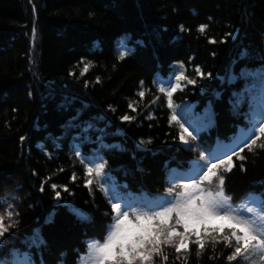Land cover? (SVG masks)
<instances>
[{
  "label": "trees",
  "instance_id": "trees-1",
  "mask_svg": "<svg viewBox=\"0 0 264 264\" xmlns=\"http://www.w3.org/2000/svg\"><path fill=\"white\" fill-rule=\"evenodd\" d=\"M245 50L248 58L240 59ZM262 62L264 0H0V209L13 201L19 221L4 254L13 246L26 250L22 241L39 233L45 243L30 249L35 264L81 263L84 241L102 240L103 226L112 223L109 197L98 186L104 177L93 173L90 191L83 157L105 164V188L121 198H158L167 180L193 174L205 148L220 155L244 139L249 102L234 110L230 100L246 85L258 100L261 85L229 83L228 74ZM181 65L197 84L174 92L169 108L159 91L168 85L159 80ZM196 66L211 76H196ZM176 105L200 129L192 150L179 140V125L170 123L181 111ZM125 114L135 120L122 121ZM89 123L85 139L80 131ZM142 139L152 143L141 145ZM241 154L246 171L233 157L237 166L226 174L237 209L264 193V150ZM164 251L168 264H229L222 244H207L199 257L190 244L180 260L173 248Z\"/></svg>",
  "mask_w": 264,
  "mask_h": 264
},
{
  "label": "snow or ice",
  "instance_id": "snow-or-ice-1",
  "mask_svg": "<svg viewBox=\"0 0 264 264\" xmlns=\"http://www.w3.org/2000/svg\"><path fill=\"white\" fill-rule=\"evenodd\" d=\"M206 28L207 25H201L199 30L204 32ZM35 31L33 27V36ZM212 42L215 43L214 40ZM125 55L126 53L121 52L120 58L123 59ZM247 58L248 53L245 50L240 54V59ZM195 74L201 79L211 76V73H203L199 66L195 67ZM236 79L258 80L261 85L258 100L247 85L241 90L242 94L234 93L236 99L230 100L234 110L245 99L249 102V112L245 114L248 127L244 139L220 155H215L205 148L198 160L194 162L193 174L175 176L172 180H167L168 186L158 198L143 201L121 198L105 188L107 182V175L103 171L105 164H95L94 158L83 157L82 162L83 160L88 161L84 165L85 175L89 177L85 180V185L90 191L93 184L92 174L104 177V182L99 183L98 186L109 197L112 219L111 224L103 226L102 240L92 238L84 241L90 264H155L157 258L162 264H168L169 257L164 251L165 246L173 248L177 254L176 260H180V254L182 252L187 254L190 244L196 246V255L199 257L209 243L213 249L218 244H222L230 250V254L226 257L229 264H264V193L259 194V202L253 199L249 203L241 204L237 209L233 207L234 197L226 192V174L231 173L237 166L233 157L241 162L240 169L246 171L243 163L246 156L241 153L245 150L253 153L257 149L264 150V142L258 143L264 140V62L257 68H250L245 64L240 68L239 74L230 70L229 83L235 82ZM159 83L168 85L167 88L160 87L159 91L165 93L168 107L173 108L174 92L182 91L187 85H196L197 80L186 76L181 65L179 72L170 73L167 80L160 78ZM142 84L143 81H141ZM138 95L143 97L144 92L141 91ZM129 108H132V104H129ZM175 108L181 111L173 112L170 123L174 121L179 125V140L188 150H192L191 142L197 141V135H193V132L198 134L200 129L194 127L189 119L181 114L182 105H176ZM112 110L115 111V109ZM253 113L258 119H254ZM120 119L130 123L135 120V117L125 114ZM185 124L193 130L189 131V127H185ZM68 127L78 128L79 125L69 123ZM92 127V124H87L81 129L80 135L88 139L87 133ZM100 131L103 132L102 129ZM25 139L23 136L20 137L21 141ZM97 140L104 147H115L103 145L102 137H97ZM139 143L147 145L152 141L142 139ZM76 155L81 156L82 154L77 151ZM221 156L224 158L221 159ZM73 179H75V174H73ZM51 188L55 190L57 185L52 184ZM40 190H44L43 185ZM64 191H68L66 186ZM60 195L59 191H55L57 200ZM250 195L255 196L256 194ZM69 207L81 219H87L74 206ZM108 215L105 214L106 217ZM12 217L13 213L8 212L7 218L10 223L5 224V217L0 216V264H35L30 249L33 247L39 249L45 243L39 233H33L28 240L22 241L26 245V250L13 246L7 254H4V248L8 246L9 239L14 235L9 230L16 228L19 223ZM83 255L79 254L81 257ZM77 264H80L79 259Z\"/></svg>",
  "mask_w": 264,
  "mask_h": 264
},
{
  "label": "rangeland",
  "instance_id": "rangeland-1",
  "mask_svg": "<svg viewBox=\"0 0 264 264\" xmlns=\"http://www.w3.org/2000/svg\"><path fill=\"white\" fill-rule=\"evenodd\" d=\"M10 211L13 213L12 219H14V215H15L14 202L11 201V200H6V201H4V203H3V205H2V207L0 209V216H4L5 217V220H4L5 224L10 223V221L7 218L8 212H10ZM80 264H90L89 257H88L87 254L83 255V258H82V261H81ZM155 264H156V261H155Z\"/></svg>",
  "mask_w": 264,
  "mask_h": 264
}]
</instances>
